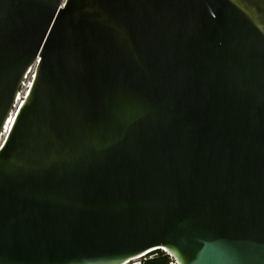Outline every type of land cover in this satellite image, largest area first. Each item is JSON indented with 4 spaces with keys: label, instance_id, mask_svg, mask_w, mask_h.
I'll return each mask as SVG.
<instances>
[{
    "label": "water",
    "instance_id": "water-1",
    "mask_svg": "<svg viewBox=\"0 0 264 264\" xmlns=\"http://www.w3.org/2000/svg\"><path fill=\"white\" fill-rule=\"evenodd\" d=\"M157 249L264 264V0H0V264Z\"/></svg>",
    "mask_w": 264,
    "mask_h": 264
},
{
    "label": "built area",
    "instance_id": "built-area-1",
    "mask_svg": "<svg viewBox=\"0 0 264 264\" xmlns=\"http://www.w3.org/2000/svg\"><path fill=\"white\" fill-rule=\"evenodd\" d=\"M35 70H36V65H33L32 67H30V69L28 70V72L25 76V79H24L22 87H21V91L24 92L26 90L25 94L27 93V91L29 90V88L32 85L33 79L35 77ZM25 94L23 95V97L25 96ZM150 252H152V251H150ZM150 252L147 251V252H144L140 255L131 257L127 261H125L123 263H119V264H147V261L152 257ZM168 255L170 256L169 264H176V261L173 258V256H171L170 254H168Z\"/></svg>",
    "mask_w": 264,
    "mask_h": 264
},
{
    "label": "trees",
    "instance_id": "trees-1",
    "mask_svg": "<svg viewBox=\"0 0 264 264\" xmlns=\"http://www.w3.org/2000/svg\"><path fill=\"white\" fill-rule=\"evenodd\" d=\"M150 253L152 257L147 261V264H169L170 256L164 250L157 249Z\"/></svg>",
    "mask_w": 264,
    "mask_h": 264
},
{
    "label": "bare ground",
    "instance_id": "bare-ground-1",
    "mask_svg": "<svg viewBox=\"0 0 264 264\" xmlns=\"http://www.w3.org/2000/svg\"><path fill=\"white\" fill-rule=\"evenodd\" d=\"M25 92H26V90H25L24 92L21 91V92L19 93L18 103L23 99V95L25 94ZM11 122H12V118H11V121H9V122L7 123V125H6V127H5V129H4V131H3V135H2V139H1V140H3V139L5 138V136L7 135L8 131H9V126H10Z\"/></svg>",
    "mask_w": 264,
    "mask_h": 264
}]
</instances>
